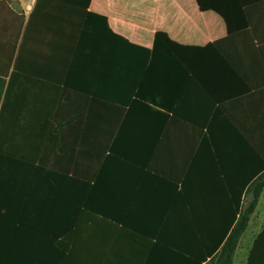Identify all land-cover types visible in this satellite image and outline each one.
I'll list each match as a JSON object with an SVG mask.
<instances>
[{"label":"crops","instance_id":"1","mask_svg":"<svg viewBox=\"0 0 264 264\" xmlns=\"http://www.w3.org/2000/svg\"><path fill=\"white\" fill-rule=\"evenodd\" d=\"M36 2L0 0V264H216L264 172V0L232 33L197 0H91L102 28L82 31ZM157 32L213 45L197 83L144 89L176 112L136 101ZM44 169L98 186L102 210L46 212ZM233 264H264V190Z\"/></svg>","mask_w":264,"mask_h":264},{"label":"trees","instance_id":"2","mask_svg":"<svg viewBox=\"0 0 264 264\" xmlns=\"http://www.w3.org/2000/svg\"><path fill=\"white\" fill-rule=\"evenodd\" d=\"M257 1L261 0H197V3L202 11L211 10L221 15L228 25L229 33H232L236 22L242 23V25L245 23L244 25H247L246 10L250 5H253ZM90 3L91 0H37L35 11L40 13L41 10L43 14L55 13L72 16L81 22V25L79 26L81 31L84 30L82 27L101 29V22L99 23L95 21L92 23V21H90L91 17L95 16L88 12ZM100 19L104 21L105 26L108 27L106 19L103 17ZM213 53V45L207 48L185 47L173 42L167 33L157 32L153 49L147 51V54L150 55V62L136 93V101L144 103V105L152 112H176L181 106L180 98H175L173 102H176L177 104L175 105L171 103L170 106L166 105L163 99L157 96V94L150 97L144 89L150 83L164 85L166 83L177 82L179 85L186 86L192 83H197L198 75L196 71L200 66H203L204 63L208 64L209 62L215 61ZM181 88L184 87L181 86ZM182 91L183 90L181 89V92ZM163 93L165 92H162V95H165ZM129 99L130 98L127 97L123 100L125 105H128ZM150 105H153L154 107L151 108ZM172 105L174 106L172 107ZM5 108L6 99L1 106L0 120L2 115H4ZM119 136L122 137V134H119ZM5 154L4 134H0V165L5 163ZM127 161L131 162L133 160L126 154L113 153L107 162L109 164H118L126 163ZM41 172V176L45 182L44 191L47 198L46 212L55 213L56 210H59L60 212L102 210L96 201L86 200V197H90L93 194V196H96L98 194L96 193L99 190L98 186H89V184H86L85 182L70 178L67 175L51 169H44L41 170ZM263 190L264 172L257 177L250 188V191L253 194V200L250 203L249 208L240 216L236 225L235 218L234 220H231V224H229L228 228H226V232L222 235L220 245L223 244V247L216 264H233L235 252L243 234L248 229L250 215L255 210ZM70 196H72L71 198L75 197V201L72 199L69 200ZM50 198H52V201ZM53 198L61 199V201H55L54 203L53 200L55 199ZM239 205L240 204L238 203V214L240 213ZM46 221V226H48L50 222L53 223V226H49L52 229V227L56 226V222L57 225H61V223H67L70 220L64 217H49ZM44 235L47 239H56L59 237L52 232H46ZM261 242L262 235L256 240L255 249L261 244Z\"/></svg>","mask_w":264,"mask_h":264},{"label":"rangeland","instance_id":"3","mask_svg":"<svg viewBox=\"0 0 264 264\" xmlns=\"http://www.w3.org/2000/svg\"><path fill=\"white\" fill-rule=\"evenodd\" d=\"M11 1V0H10Z\"/></svg>","mask_w":264,"mask_h":264}]
</instances>
